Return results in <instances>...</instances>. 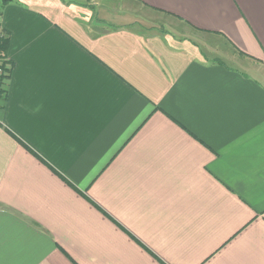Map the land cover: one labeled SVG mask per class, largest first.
I'll use <instances>...</instances> for the list:
<instances>
[{
  "label": "crops",
  "instance_id": "crops-1",
  "mask_svg": "<svg viewBox=\"0 0 264 264\" xmlns=\"http://www.w3.org/2000/svg\"><path fill=\"white\" fill-rule=\"evenodd\" d=\"M0 27V264H264V0H11Z\"/></svg>",
  "mask_w": 264,
  "mask_h": 264
},
{
  "label": "built area",
  "instance_id": "built-area-1",
  "mask_svg": "<svg viewBox=\"0 0 264 264\" xmlns=\"http://www.w3.org/2000/svg\"><path fill=\"white\" fill-rule=\"evenodd\" d=\"M5 39V33L0 27V45ZM7 64L8 61L6 55L0 51V89L2 88L3 83L7 77Z\"/></svg>",
  "mask_w": 264,
  "mask_h": 264
},
{
  "label": "trees",
  "instance_id": "trees-1",
  "mask_svg": "<svg viewBox=\"0 0 264 264\" xmlns=\"http://www.w3.org/2000/svg\"><path fill=\"white\" fill-rule=\"evenodd\" d=\"M11 0H0V7L5 5L6 3L10 2ZM7 50V40H3V42L0 45V51L5 54Z\"/></svg>",
  "mask_w": 264,
  "mask_h": 264
}]
</instances>
